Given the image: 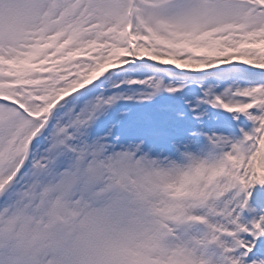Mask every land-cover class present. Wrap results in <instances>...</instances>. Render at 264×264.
<instances>
[{
  "label": "snow or ice",
  "instance_id": "6c2138e0",
  "mask_svg": "<svg viewBox=\"0 0 264 264\" xmlns=\"http://www.w3.org/2000/svg\"><path fill=\"white\" fill-rule=\"evenodd\" d=\"M0 264H264V0H0Z\"/></svg>",
  "mask_w": 264,
  "mask_h": 264
}]
</instances>
